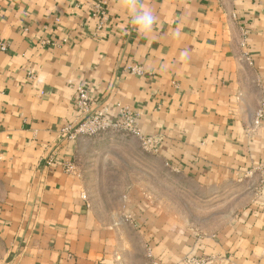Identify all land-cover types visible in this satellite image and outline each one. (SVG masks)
<instances>
[{
  "label": "crops",
  "instance_id": "1",
  "mask_svg": "<svg viewBox=\"0 0 264 264\" xmlns=\"http://www.w3.org/2000/svg\"><path fill=\"white\" fill-rule=\"evenodd\" d=\"M137 3L146 35L123 0H0V264H264V0ZM78 86L137 113L159 189L212 225L150 182L92 201L85 163L115 138L60 135Z\"/></svg>",
  "mask_w": 264,
  "mask_h": 264
},
{
  "label": "rangeland",
  "instance_id": "2",
  "mask_svg": "<svg viewBox=\"0 0 264 264\" xmlns=\"http://www.w3.org/2000/svg\"><path fill=\"white\" fill-rule=\"evenodd\" d=\"M106 134L111 135L108 136L109 138L114 136L113 139H115L107 140V142L112 143L104 145L95 156H88L85 163L88 172L86 179L93 194L92 201L95 204L102 203L104 198H114L117 193L114 192L115 186H123L130 181L150 182L154 189L152 192L156 196H164L172 204V207L176 201L179 202V206L183 205L184 215L192 214L191 217L200 221L199 223L196 222L199 225L204 227L212 225L210 219H207L206 215L202 213L206 210L205 207H198L190 202L192 197L188 192L176 191L172 184L173 176L171 174L166 175V182L168 183L166 190L159 189V182L164 181V176L160 173L158 163L152 158V153L155 152L146 149L138 137L125 131ZM99 209L106 211L108 207L102 206ZM198 210L201 213H196Z\"/></svg>",
  "mask_w": 264,
  "mask_h": 264
},
{
  "label": "built area",
  "instance_id": "3",
  "mask_svg": "<svg viewBox=\"0 0 264 264\" xmlns=\"http://www.w3.org/2000/svg\"><path fill=\"white\" fill-rule=\"evenodd\" d=\"M95 8L101 12V4L95 5ZM129 71L136 74L142 73L138 66L130 67ZM75 106L79 114L71 124L61 128L60 135L62 137L74 139L79 136L92 137L108 132L125 131L138 137L146 149L152 152L156 151L157 140L154 137H146L141 134L136 123L138 115L130 107L118 105L116 113L110 115L105 108L94 107L93 99L82 86L76 88ZM66 169L73 171L74 167L72 164H68ZM150 264L159 263L152 260Z\"/></svg>",
  "mask_w": 264,
  "mask_h": 264
},
{
  "label": "clouds",
  "instance_id": "4",
  "mask_svg": "<svg viewBox=\"0 0 264 264\" xmlns=\"http://www.w3.org/2000/svg\"><path fill=\"white\" fill-rule=\"evenodd\" d=\"M122 7L129 15L131 25L143 35L150 33L158 22L153 10L138 4L137 0H123Z\"/></svg>",
  "mask_w": 264,
  "mask_h": 264
}]
</instances>
